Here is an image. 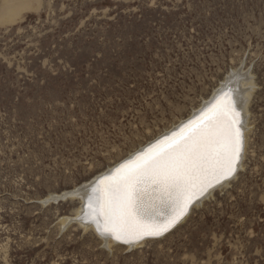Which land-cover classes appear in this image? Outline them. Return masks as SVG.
<instances>
[{
  "label": "rangeland",
  "instance_id": "1",
  "mask_svg": "<svg viewBox=\"0 0 264 264\" xmlns=\"http://www.w3.org/2000/svg\"><path fill=\"white\" fill-rule=\"evenodd\" d=\"M237 70L255 92L229 184L131 247L63 225L79 197L51 198L176 126ZM262 101L264 0H0V264H264Z\"/></svg>",
  "mask_w": 264,
  "mask_h": 264
},
{
  "label": "snow or ice",
  "instance_id": "2",
  "mask_svg": "<svg viewBox=\"0 0 264 264\" xmlns=\"http://www.w3.org/2000/svg\"><path fill=\"white\" fill-rule=\"evenodd\" d=\"M235 110L228 94L208 109L188 136L163 142L122 164L102 181L101 213L103 230L117 240L160 235L183 214L191 189L203 191L209 176L230 175L240 151V132L235 127ZM172 197L176 209L162 223L149 217L146 190Z\"/></svg>",
  "mask_w": 264,
  "mask_h": 264
},
{
  "label": "bare ground",
  "instance_id": "3",
  "mask_svg": "<svg viewBox=\"0 0 264 264\" xmlns=\"http://www.w3.org/2000/svg\"><path fill=\"white\" fill-rule=\"evenodd\" d=\"M233 72L235 73H230L228 76H226L225 80L222 81L219 87L213 92L212 96H210L206 102L201 104V106H199V108L196 111L192 112V114L188 116L189 119H187L188 118L187 117L184 120L180 121L176 126L172 127V128H179L178 132L171 134L169 137L163 138L156 144L152 145L150 148H153L154 146H157V145L166 147V144H164L163 142L172 141L173 139L179 141L183 137L188 136L194 127L199 126V123L201 122L200 118L203 116V114L206 113L208 109L212 108L213 105L217 104V102L221 99V97L224 96L225 93L228 94V97L230 98V103L232 107H234V110H235L234 119L236 121L235 127L239 129L240 138H241V135L244 137L245 139L244 143L246 147V135H247V129L249 128V126L246 125L247 115L249 113V107L252 105V96L255 92L253 88L254 81L252 80L250 76H248L249 74L247 75V73H243L242 71L240 72L239 70H237V72L236 71H233ZM262 104H263L262 114L260 118L259 117L258 118L260 119V122H259L260 128L264 130V101H262ZM163 134L164 132L154 137L153 139H151L145 144H148L149 142L156 140L158 137L162 136ZM262 134H264V132ZM145 147H142V148L140 147L141 148L140 150L145 149ZM245 147H244V151H245ZM150 148L146 149L144 153H146ZM135 150L129 153L126 157L119 160L115 165H117L123 159L131 156L132 153L135 152ZM242 154L243 152L241 154L239 153L240 162H241V158L243 157ZM137 157L129 161L128 160L122 161L114 169L113 167L115 165H113L112 167H110L114 170L113 172L112 170H110V168L108 169L109 173L112 172L110 175H107L101 179H99L100 176L94 177L95 179L90 181L89 184L87 183L88 185L86 184L82 186L81 188H79L78 190L72 191L70 193L68 191H65L61 193L63 195L60 194L58 196H54V199L63 197L62 199L64 200L68 198V196L73 197L75 195L79 197V200L81 203V205H79V208L77 209L76 214L74 216H65L63 218V225L66 224L67 221L70 222V221H73L74 219L78 221L81 225H83L85 228H92L93 230H95L103 240L110 241V242H116L126 247L134 246L135 244L143 242L147 239H154V238H159V237L161 238L167 233L169 234V232H167L165 234L161 233L160 235H154V236H141L139 238L129 237V238L117 240L115 239L113 235H111L110 233H105L103 230L104 215L101 213V209H100L101 189L103 187L102 181L105 178L113 175L118 166H121L122 164H125L130 161H134ZM239 164L240 163H238V166H237L238 168L243 167L241 164L239 167ZM235 174L236 172H232L230 175H224V176H221L220 174H217L216 176H209L205 181V183H207L208 186L204 188L203 191L200 190L199 186L190 190L191 199L188 201V203H190L195 197L199 196V198L194 201L192 206L198 204L205 197L211 194L215 189H218L222 186L229 184V181L235 178L236 176ZM229 176H232L231 179L228 178ZM51 199L49 198L48 200H51ZM175 200H176L175 194H173L172 197H169L167 195H161L159 192L153 193L152 188L149 186L148 189L146 190L145 203L150 207L149 217L151 218V220L156 223H161V221L166 220L169 216H171L176 209V204L174 203ZM54 201L57 202V200H54ZM189 208H190V205L188 206V208H186L187 211L189 210ZM187 211L186 212L184 211L183 212L184 214L181 215L179 218L183 217L187 213ZM185 218L183 220H185ZM177 221L171 226L172 228L175 226ZM180 221H178L176 226L180 223Z\"/></svg>",
  "mask_w": 264,
  "mask_h": 264
},
{
  "label": "water",
  "instance_id": "4",
  "mask_svg": "<svg viewBox=\"0 0 264 264\" xmlns=\"http://www.w3.org/2000/svg\"><path fill=\"white\" fill-rule=\"evenodd\" d=\"M63 197H59V198H56V199H54V198H52V200H60V199H62ZM70 222H73V221H70Z\"/></svg>",
  "mask_w": 264,
  "mask_h": 264
}]
</instances>
